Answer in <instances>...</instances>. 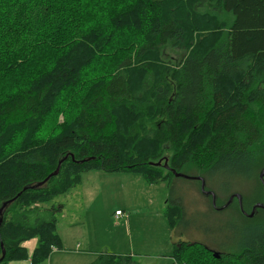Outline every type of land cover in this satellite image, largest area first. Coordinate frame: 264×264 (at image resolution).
I'll list each match as a JSON object with an SVG mask.
<instances>
[{"label": "trees", "instance_id": "16d2710c", "mask_svg": "<svg viewBox=\"0 0 264 264\" xmlns=\"http://www.w3.org/2000/svg\"><path fill=\"white\" fill-rule=\"evenodd\" d=\"M262 167L264 0H0V264H45L63 249V205L51 202L84 172L166 182L168 224L186 236L195 221L173 170L221 180V205L233 179ZM232 206L238 218L205 227L223 238L219 258L187 238L173 262L264 264V209L247 218L234 200L220 212ZM91 264L141 262L100 253Z\"/></svg>", "mask_w": 264, "mask_h": 264}, {"label": "rangeland", "instance_id": "374dc122", "mask_svg": "<svg viewBox=\"0 0 264 264\" xmlns=\"http://www.w3.org/2000/svg\"><path fill=\"white\" fill-rule=\"evenodd\" d=\"M168 53L172 59L178 56L173 48ZM231 172L236 174V168ZM183 173L200 176L192 170ZM258 175L259 171L257 179ZM257 179H233L226 187L230 191L228 195L243 194L245 209L249 212L259 202ZM219 184L223 182L211 180L207 188L217 191ZM177 188L195 221L186 236L177 234L168 224L165 205L170 190L166 182L149 184L135 172H84L79 185L51 202L63 205V210L55 214L63 249L54 250L45 264H91L100 253L133 255L141 264H172L175 242L187 238L219 251L222 236L208 234L205 227H216L218 222L230 219L232 213L238 218L236 206L233 204L235 207L227 212L215 211L211 200L201 194L196 179L181 178ZM117 210L123 215H116ZM33 241L25 243L30 253Z\"/></svg>", "mask_w": 264, "mask_h": 264}, {"label": "water", "instance_id": "95a60500", "mask_svg": "<svg viewBox=\"0 0 264 264\" xmlns=\"http://www.w3.org/2000/svg\"><path fill=\"white\" fill-rule=\"evenodd\" d=\"M151 164L161 165L162 164V161H158L157 163L151 162ZM164 165H165L166 168L168 167L167 159L165 160ZM59 169H60V164L57 167V169L49 177H47L44 181L39 182L36 185H33L31 187L32 188H36V187L43 186L49 180L50 177L55 176V175L58 174ZM173 173H174V175L176 177L187 178V179H196V180L200 181V189H201L202 194H204L207 197H211L212 198V206L217 211H222V210L227 209L228 207H230V205H232V203L234 202V200H237L238 205H239V208H240V211L247 218H253L256 215V213H257V211L259 209H264V202L259 201V202H256L252 206L250 212H248L247 210H245V208H244L243 194L240 193V192H233L229 196L228 200L225 203L219 205L217 203V194L213 190L207 189V183H206V180H205L204 177H202V176H191V175L185 174L183 172H178L176 170H173ZM259 180L261 181L262 186H263V189H264V167L259 172ZM29 187L30 186H27V187H25V189H27ZM4 206L5 205H3V207ZM3 207L0 209V215L1 216H2V212H3ZM1 221H2V218L0 219V223H1ZM211 251H212L213 255L216 258H219L220 257V251H218V250H211ZM4 255H5V251L3 250L2 257L0 258V261L3 259Z\"/></svg>", "mask_w": 264, "mask_h": 264}, {"label": "crops", "instance_id": "0c3cea01", "mask_svg": "<svg viewBox=\"0 0 264 264\" xmlns=\"http://www.w3.org/2000/svg\"><path fill=\"white\" fill-rule=\"evenodd\" d=\"M117 211H119V210H117ZM31 240H34L33 241L34 243H33V246H32V250H33L35 248L36 244H37V241H36V239H31ZM32 250H31V252H32ZM9 264H29V261H26V260H24V261H11Z\"/></svg>", "mask_w": 264, "mask_h": 264}, {"label": "built area", "instance_id": "2783aa9c", "mask_svg": "<svg viewBox=\"0 0 264 264\" xmlns=\"http://www.w3.org/2000/svg\"><path fill=\"white\" fill-rule=\"evenodd\" d=\"M116 215L122 216L123 213H122L121 211H117V212H116ZM55 250H56V249H55ZM173 264H180V263H178L177 261H175V262H173Z\"/></svg>", "mask_w": 264, "mask_h": 264}, {"label": "flooded vegetation", "instance_id": "af4514ba", "mask_svg": "<svg viewBox=\"0 0 264 264\" xmlns=\"http://www.w3.org/2000/svg\"><path fill=\"white\" fill-rule=\"evenodd\" d=\"M208 249L209 250H217V249H215V248H211V247H208ZM212 252V251H211Z\"/></svg>", "mask_w": 264, "mask_h": 264}]
</instances>
